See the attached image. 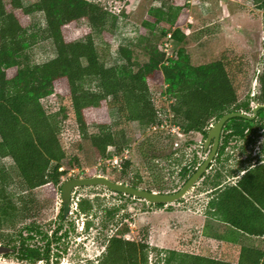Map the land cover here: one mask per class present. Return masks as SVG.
<instances>
[{"label": "trees", "instance_id": "obj_1", "mask_svg": "<svg viewBox=\"0 0 264 264\" xmlns=\"http://www.w3.org/2000/svg\"><path fill=\"white\" fill-rule=\"evenodd\" d=\"M24 1L0 0V157L13 159L19 179L14 183V175L0 166V230L13 231L2 239L13 242L15 248L3 256L16 255L18 259L35 263L50 261L52 244L61 239L59 233L65 221L62 206L61 221L51 235L37 221L17 228L35 206L31 191L40 186H58L66 172L61 168L68 154L60 133L67 115L49 113L44 99L53 96L69 99L79 134L91 141L102 158H112L122 157L129 148L113 128L111 108L117 109V124L123 126L122 137L126 135V126L137 123L142 128H156L163 124L165 117H171L183 134L200 132L206 138L211 125L225 113L252 112L254 95L250 93L241 99L244 87L241 78L246 77L242 73L247 59L244 55L224 54L217 60L196 65L185 48H180L172 57L158 51L148 33V29L153 33L158 22L165 20L171 25L162 35H170L176 41L186 37L181 29L185 19L165 18L162 9H151L156 20H145L141 26L140 41L144 42L148 60L137 66L132 58L133 50L121 48L126 62L107 65L94 34L107 36L116 20L114 14L93 0H31L29 4ZM254 1L258 8H264V0ZM36 11L44 12L47 26L30 32V15ZM81 21L86 25L83 39L73 38L71 28ZM39 39H52L56 56L44 63L22 62L24 52ZM111 43L107 38L108 49ZM258 83L260 90L255 99L264 104V66ZM160 86L165 87L162 95L168 105L160 106L155 101L153 89ZM61 110L65 111V107ZM263 120L264 107L255 119H229L210 167L214 162L228 159L226 152L230 146L255 142V131L264 132ZM92 127L94 131L90 130ZM152 143L155 144L152 139L142 142L143 155L147 152L142 145L152 146ZM157 157L153 155L149 159ZM131 165L132 161L125 158L122 172L128 173ZM198 165L196 161L186 164L181 176L187 181ZM242 170L245 172L234 183L224 184L218 179L220 173L215 175L206 210L232 228L264 238V159ZM142 182L143 177L138 173L130 180L135 187H140ZM154 205L165 206L164 203ZM78 208L77 214L89 216L93 211L92 201L81 199ZM117 210L118 207L108 210L109 216ZM129 231L127 226L123 232L109 237L105 251L95 264H150V227H143L138 239L127 238L125 234ZM37 236L45 239L43 244L31 242ZM164 259L165 264H264V249L243 246L237 262L177 250H169Z\"/></svg>", "mask_w": 264, "mask_h": 264}, {"label": "rangeland", "instance_id": "obj_2", "mask_svg": "<svg viewBox=\"0 0 264 264\" xmlns=\"http://www.w3.org/2000/svg\"><path fill=\"white\" fill-rule=\"evenodd\" d=\"M93 1L98 2L108 12L116 16L114 26L111 32L107 34L108 37L98 33L94 34L99 51L107 65L126 62L125 57L120 53L121 48L133 50L132 58L137 66L148 60V56L143 49L144 42L141 43L140 41V30L145 20L149 22L156 20L150 10L158 8L165 12V18H171L174 21L184 18L186 21L181 27L186 37L181 41L172 39L170 35H162L163 30L169 29L171 26L165 20L156 24L153 33L148 29V33L153 38V44L158 46V51L165 52L166 57H172L176 56L180 48H185L191 57L192 63L196 65L217 60L224 54H230L231 56L244 55L247 61H244L243 68L245 70L242 73H246V77H240L244 84L241 99H244L250 93L253 94L254 91L259 92L260 85L259 83L255 85V79L264 66V8H258L254 0H238L239 4L245 6L246 9L245 13L241 12L234 16L228 14L224 16L226 14L216 12L215 5L220 3L216 1L211 5L209 4V7L204 10L199 9L191 0ZM24 2L29 4L31 0H25ZM257 8L259 10H256ZM30 23V32L47 26L44 12H33L30 15ZM210 23H212L211 26L208 25ZM220 25L238 30L242 33V37L237 41L235 38L221 40L218 33L215 35ZM85 26V22L81 21L75 27H72V37L83 39ZM107 38L112 41L109 49L105 45ZM56 54L57 50L52 39H39L24 52L20 59L24 63H44L53 59ZM164 90L165 87L163 86L153 89L155 101L160 106L169 104L166 97L162 95ZM43 103L49 113L59 112L60 117H64V114L67 115L61 125L62 130L60 133L61 142L68 154L61 168L66 172L58 186H40L31 191L36 201L35 206L28 215L20 220L22 222L18 223L17 228H21L29 222L37 221L43 226V230L51 235L61 221L62 198L60 185L68 178L92 176L90 174L92 170H95V174L106 175L115 181L130 184V180L138 173L143 177L140 187H151L152 190L161 189L159 191L173 192L186 182L184 177L181 176L183 166L196 161L199 163V167L208 155L204 152L203 147L205 136L198 132L183 134L171 117H163L165 119L163 124L156 128H142L137 123L126 126V135L122 137L120 131L123 126L117 124V109L111 108L110 117L113 128L116 134L119 135V139L128 143L127 148L129 149L124 152L122 157L124 159L129 158L132 161V165L127 170L128 173L124 174L122 172L124 168L123 161H119L118 164L110 163L109 158H102L99 155L89 139L79 134L74 110L69 99H60L53 96L44 99ZM253 106L255 107L254 104ZM63 107H65V111L61 110ZM90 130L94 131L95 128L92 127ZM254 134L255 142L251 144L238 143L229 148L226 152L228 159L222 162H214L213 166L206 172V176L185 197L164 207L150 204L144 199L125 194L121 195L104 185L75 188L72 200L73 214L65 218L64 228L59 233V235L62 234L61 239L54 240L52 244L50 261L41 260L30 263L18 259L16 255L8 257L0 255V264H95L106 249L107 239L123 232L127 226H129L130 231L125 235L129 239H138L140 230L145 226L150 227L152 247L149 253L150 264H165L164 258L167 256L168 251L176 245L171 242V239H167L165 235L173 234V228L177 225H179V228L175 229V233L182 234V237H185L184 239H192L193 244L189 248H192L193 252L198 251L199 246L204 244L205 247L210 244V238L202 234V223H194L192 220L186 223L173 222L172 219L174 218L170 219L164 213L175 209L182 213H185V211L197 214L205 213L210 195L213 193V182L211 180H215V175L218 172L220 173L219 181L224 184L234 183L238 176L243 174L244 170L242 169L252 167L264 159V132L255 131ZM146 139H152L155 144L152 143V146L143 144L142 146L147 152L143 155L140 145ZM110 150L113 151L114 148ZM153 155L159 157L150 160L149 158ZM146 156H149V158ZM0 166H5L14 175V183L19 180L15 163L11 157H0ZM236 174L238 175L234 176ZM13 189L16 190L17 187L13 186ZM16 191L19 193V190ZM31 192H26V194ZM84 198H90L93 204V211L89 216L77 214L79 211L78 204ZM114 207H118V210L110 217L108 210ZM188 217L186 216V218ZM163 219L164 222H160ZM160 230H163V233L165 231V234H161ZM8 234H13V231L8 228L0 230V243L13 246V242L2 239ZM43 240L45 239L42 236H37L31 242L43 244ZM212 241L218 243V240ZM217 248L219 247L217 246ZM214 255L219 256V251L215 252Z\"/></svg>", "mask_w": 264, "mask_h": 264}, {"label": "crops", "instance_id": "obj_3", "mask_svg": "<svg viewBox=\"0 0 264 264\" xmlns=\"http://www.w3.org/2000/svg\"><path fill=\"white\" fill-rule=\"evenodd\" d=\"M191 1H192V3H194V5H196L197 7H199V9H202V10L209 7V4L211 5L215 1L217 3L220 2L218 4L215 3L216 5L214 4L216 6L215 9L217 10L216 12H218V13L226 14L224 16H227V14L234 16L238 13L244 12L246 9L245 6L239 4L238 0H218V1L217 0H197V1L191 0ZM256 10H259V9L257 8ZM212 23H210L208 25L211 26ZM217 31L218 32H216L215 35H217V33H218L219 37L223 41L226 38H230V39L235 38L237 41L239 38L242 37L241 36L242 33L238 32V30L236 31V30H233L231 28H227L223 25H220V27L217 29ZM214 39H215V36H214ZM235 43H237V42H235ZM222 49H224V48H222ZM198 133H200V132H198ZM232 147L233 146H230L229 148H232ZM244 172L245 171H243V173ZM240 176L241 175H239L238 178ZM211 195H210V198H211ZM187 213L188 212H186V211H185V213H182L178 209H175V210L170 211V212H165L164 214H166V216H169L170 219L174 218V219H172L173 222L177 221L178 223H183V222L186 223V222H191V220H192L194 223H202V226H201L202 234L204 236L210 238V242H209L210 244H208L205 247L203 244V245L199 246L200 248L198 251L193 252L192 248H189L193 244V242H192L193 240L192 239H184L185 237L184 236L182 237V234H176L175 229L179 228V225H177L176 227L173 228V234H170L167 236L165 235V237L167 239H171V242L172 243L174 242V244H176V245H174L175 247L172 248L171 250H177L180 252H183V251L184 252H191L194 254H202V255H206V256L221 258V259L228 260L231 262H237L243 246H252V247H259V248L264 249V238L263 237L247 235L240 230L232 228L231 226H229L225 222L219 220L215 215H213L208 210H206V212L202 213V214H197V213H188L187 214ZM186 216H189V217L186 218ZM182 217H184V218H182ZM159 218H161V217L159 216ZM160 222H164V219ZM163 230H160L161 234H165V231L163 233ZM192 230H193V228H192ZM160 231H158V232H160ZM150 239H151V229H150ZM212 240H218V243L216 244V242L212 241ZM217 246L219 248H217ZM217 251H219V256L214 255V253Z\"/></svg>", "mask_w": 264, "mask_h": 264}, {"label": "water", "instance_id": "obj_4", "mask_svg": "<svg viewBox=\"0 0 264 264\" xmlns=\"http://www.w3.org/2000/svg\"><path fill=\"white\" fill-rule=\"evenodd\" d=\"M258 83V76L255 79V85ZM257 91H254V105L253 113L245 111H233L225 113L220 119L213 123L208 131L203 147L204 151L208 153L203 163L193 172L188 180L178 190L173 192H163L158 190H149L147 188L135 187L131 184L121 181H115L106 175L95 174L87 177H71L66 179L60 185L62 206L64 218H68L72 212L73 192L77 187L104 185L112 191L130 195L135 198L144 199L150 204L164 203L165 205L172 204L181 200L185 195L203 178L208 171L211 163L215 160L218 154L221 143L223 128L226 122L233 117H245L254 119L259 110L264 107V104L256 102ZM15 248L0 243V255H5L14 252Z\"/></svg>", "mask_w": 264, "mask_h": 264}, {"label": "built area", "instance_id": "obj_5", "mask_svg": "<svg viewBox=\"0 0 264 264\" xmlns=\"http://www.w3.org/2000/svg\"><path fill=\"white\" fill-rule=\"evenodd\" d=\"M123 157L115 155L113 158H109L110 163H119V161H123ZM121 165V164H120Z\"/></svg>", "mask_w": 264, "mask_h": 264}, {"label": "flooded vegetation", "instance_id": "obj_6", "mask_svg": "<svg viewBox=\"0 0 264 264\" xmlns=\"http://www.w3.org/2000/svg\"><path fill=\"white\" fill-rule=\"evenodd\" d=\"M253 104H254V103H253ZM252 113H253V110H252ZM257 116H258V114H257ZM257 116H256L255 118H257ZM255 118H254V119H255ZM220 144H221V143H220Z\"/></svg>", "mask_w": 264, "mask_h": 264}]
</instances>
